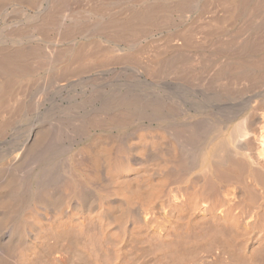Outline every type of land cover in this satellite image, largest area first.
Listing matches in <instances>:
<instances>
[{"label":"bare ground","instance_id":"bare-ground-1","mask_svg":"<svg viewBox=\"0 0 264 264\" xmlns=\"http://www.w3.org/2000/svg\"><path fill=\"white\" fill-rule=\"evenodd\" d=\"M208 216L264 264V0H0V264L173 256Z\"/></svg>","mask_w":264,"mask_h":264},{"label":"rangeland","instance_id":"rangeland-1","mask_svg":"<svg viewBox=\"0 0 264 264\" xmlns=\"http://www.w3.org/2000/svg\"><path fill=\"white\" fill-rule=\"evenodd\" d=\"M238 120L239 119H234L233 121H231V124L232 125H235L237 122H238ZM234 122V123H233ZM253 142V141H252ZM256 146H255V145ZM251 146V149L249 150V152L251 153L250 154V159L251 160H253L254 158H257V151H258V149L259 148H256L255 149V147H257L258 145H257V143H252V145H250ZM255 146V147H254ZM254 148V149H253ZM255 150V151H254ZM252 155V156H251ZM197 172L198 171H196L195 173L197 174ZM196 174H194V173H192L191 174V176H192V178L194 179V180H198V175H200V173L198 172V174L196 175ZM173 179V178H172ZM174 180V179H173ZM173 180H168L167 182H165V184H164V186L163 187H165V186H167L168 188H164V190L163 191H165V193L167 192L166 190H168L169 192H167L169 195H170V193H172L173 195H174V193H173V191L175 192V190H173V189H175V188H177V187H180V186H188V184H191L190 186L191 187H193L194 185L192 184V183H190V182H193V181H191V180H189V182L187 181L186 183L185 182H182V181H180L181 183L179 184L178 182H176V181H179V180H177V179H175L174 181L176 182V183H174V184H170L171 182L173 183L174 181ZM169 181H171V182H169ZM195 183H196V181H194ZM193 182V183H194ZM197 183H198V181H197ZM170 184V185H169ZM171 185H172V187L174 186L175 188H172L171 187ZM197 185H199V183L198 184H196V187H198ZM170 187H171V189L173 190H171L170 189ZM189 187V186H188ZM190 187V188H191ZM195 187V186H194ZM195 187V188H196ZM170 190H171V192H170ZM221 191V192H220ZM211 192H214V193H211V194H216L215 196H207V199H208V197H210L209 198V202L208 203H206V205L208 204V205H210V204H214V205H216L217 204V208H218V211H220V213H224L225 211H228V210H233V208H234V210L232 211V213L234 214L235 212L238 214L239 213V215L243 218V217H245L244 219H246V220H250L251 219V217L249 218L248 216V218L244 215H242V212H240V210L241 209H243V207H241L240 208V206H239V209H238V205H241V204H238L237 205V203H239V202H237L236 201V199L237 200H239L238 198H236V195H234V193H233V195L235 196H233L232 195V192L230 193H228V192H225V191H222V190H216V192L217 193H215V191L213 190V191H211ZM219 192V193H218ZM164 192L161 194V197L162 198H158V199H156L155 201H153V203H152V207L154 208V210H156L160 215H162V213H165L166 212V214H168L167 212L169 211V214L172 212V210H171V212H170V209L171 208H173L174 206V204L173 203H176L177 202V198H176V196H175V198H176V201H175V198H173L174 196L172 195H170V200H169V195H167V193L165 194ZM223 193V194H222ZM164 194V195H163ZM226 196H225V195ZM167 195V196H166ZM210 195V194H209ZM220 195V196H219ZM228 195H229V197H228ZM231 195V196H230ZM163 197H165V198H163ZM166 198H168V200H166ZM227 198H228V201H227ZM236 198V199H235ZM161 199V200H160ZM165 199V200H164ZM229 199H230V201H229ZM164 200V201H163ZM220 200V201H219ZM225 200V201H224ZM232 200V201H231ZM234 200V201H233ZM162 201H163V203H162ZM235 201L237 202L236 203V205H235ZM212 202V203H211ZM221 204H220V203ZM223 202V203H222ZM232 204H231V203ZM172 203V204H171ZM216 203V204H215ZM230 203V204H229ZM156 204V205H155ZM162 204H163V206L165 205V209L163 208V206H162ZM234 204V205H233ZM156 207H154V206ZM229 207H228V206ZM232 205V206H231ZM172 206V207H171ZM242 206V205H241ZM169 207V208H168ZM171 207V208H170ZM158 208V209H157ZM160 208V209H159ZM161 208H163L164 210H166L165 212H163L164 210L163 209H161ZM168 208V209H167ZM226 208V209H225ZM228 208V209H227ZM222 209V210H221ZM237 209V210H236ZM155 211V212H156ZM157 213V214H158ZM235 213V214H236ZM159 214H158V216H159ZM163 217H164V215H162ZM161 216V217H162ZM160 217V218H161ZM210 216H208L207 217V219L208 220H206V221H199V222H197V224H196V222L195 223H193L192 225H191V230H189V231H191L190 232V234L192 233V232H194V235H193V233L191 234V236L192 237H190V238H188V236L190 235V234H186V240H187V244H186V242H184V243H181L180 241V239H182V240H185V233H188L189 231H184L183 232V234H184V236L182 237L181 235L180 236H177V237H174L175 238V240H176V242L179 244H177L180 248H183L184 246H187V247H185L184 248V250L182 251L179 247H178V249H177V251L175 252L176 253V255H175V253H174V255L172 256V255H169L168 253H170V252H168L166 255L165 254H155V252L153 253V251H151V248H150V242H149V237H148V232H150L151 230H152V227H146V228H143V230H147L146 231V233L143 231H141V233H145V235L146 236H143V234H142V236H140V235H138L137 236V234L140 232V231H138V233L136 234V236L135 235H132V237L131 238H128L127 240H126V242L125 241H122V243L120 244V246H125V248H123L122 249V247H121V253L123 254L121 257H123L122 259H121V261L119 262V264H236L237 262L235 261H232L231 260V252L232 251H230L231 249H233L232 248V246L231 247H229L230 245L229 244H227V243H225V242H227V241H225L224 240V242H222L223 240H219V238L220 239H225L227 236H224L225 234H216V235H213L212 233H214V232H210V234H209V229H205L204 227L205 226H203V225H206L207 227L206 228H212L213 227V225L211 226H208L207 225V222H209L210 224L213 222L212 221V219L213 218H210ZM183 219H185L186 220V218H184L183 217ZM184 220V221H185ZM205 220V219H204ZM210 220V221H209ZM184 221L182 220L181 221V219L179 220L178 219V223H179V225L181 224H183L184 223ZM212 221V222H211ZM181 222V223H180ZM183 222V223H182ZM202 222V223H201ZM185 223H186V221H185ZM199 227V226H203V229L204 230H206V232H208L207 234H206V232H203V231H200L201 229H202V226L201 227H199L200 228V230H198L199 228H197V226ZM184 226H185V224H183V228L182 229H184ZM194 226L196 227L195 229H194ZM181 227V226H180ZM181 229V228H180ZM193 229L194 230H198V232H200L199 234H202V235H198L197 233H196V235L197 236H195V232H197V230L196 231H193ZM212 230V229H211ZM214 231V230H213ZM140 234V233H139ZM205 235H206V237H207V239L205 238ZM213 235V236H212ZM224 236V237H222L221 238V236ZM203 237V238H205V239H202V238H199V237ZM219 237L218 238V240L219 241H217V242H220V243H222V244H220V243H217L216 242V238L217 237ZM148 237V238H147ZM211 237H214L215 239H213V240H215L213 243H211V240H212V238ZM198 239H200V240H198ZM205 240V241H204ZM130 241V242H129ZM124 242V243H123ZM181 243V245H180V243ZM216 243H217V245H216ZM123 244V245H122ZM183 244H186V245H183ZM210 244V245H209ZM209 245V246H208ZM148 246H149V248H148ZM208 247H210L209 249H208ZM225 248H226V250H225ZM149 249V250H148ZM180 250L183 252V253H181L180 252ZM150 251V252H149ZM149 252V253H148ZM180 254H182V255H179L178 253ZM186 252V253H185ZM221 252V253H220ZM172 253V252H171ZM170 253V254H171ZM185 253V254H184ZM219 253H220V255H219ZM180 256H178V255ZM223 256H222V255ZM228 255V256H227ZM160 257V258H159ZM222 257V258H221ZM225 257V258H224ZM179 258H182L181 260L179 259ZM223 259V260H222ZM225 259V260H224ZM228 261H231V263L230 262H228ZM234 262V263H233Z\"/></svg>","mask_w":264,"mask_h":264}]
</instances>
